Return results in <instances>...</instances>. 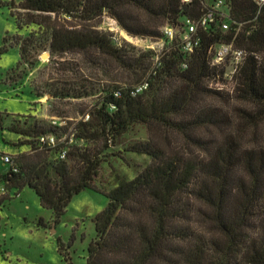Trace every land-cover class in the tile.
<instances>
[{
	"label": "trees",
	"instance_id": "obj_1",
	"mask_svg": "<svg viewBox=\"0 0 264 264\" xmlns=\"http://www.w3.org/2000/svg\"><path fill=\"white\" fill-rule=\"evenodd\" d=\"M226 1L240 29L233 24L223 31L218 23L200 29L201 43L189 55L177 40L160 52L118 45L111 31L99 29V20L108 15L131 36L162 39L165 25L198 20L208 9L205 0H23L25 16L11 10L19 29L35 23L49 31L45 42L17 35L12 45L6 34L2 51L19 48L17 67H36L46 51L51 58L78 53L88 62H111L115 82L124 85L103 89L83 113L89 119L78 120L72 133L86 144L67 145L63 159H50L54 148L39 143L61 127L11 125L8 130L37 138L38 146L28 141L36 152L14 161L17 171L0 172L6 189L0 206L9 191L18 195L29 186L58 220L83 190L105 194L87 264H264V5ZM6 5L12 8L13 1ZM231 42L245 54L234 89H225L226 65L212 60L218 44ZM50 94L79 99L92 93L79 83L52 87ZM135 123L147 125L150 136L131 150L148 155L150 164L133 179L100 190L96 178L106 151Z\"/></svg>",
	"mask_w": 264,
	"mask_h": 264
},
{
	"label": "rangeland",
	"instance_id": "obj_2",
	"mask_svg": "<svg viewBox=\"0 0 264 264\" xmlns=\"http://www.w3.org/2000/svg\"><path fill=\"white\" fill-rule=\"evenodd\" d=\"M13 1V7L6 4ZM23 0H0V112L4 128H0V172H8L10 166L2 160V155L9 154L18 165L23 154H34L28 141L37 145V138L21 136L8 128L11 125H26L37 121L44 125L61 127L57 133L69 134L77 121L84 118V112L102 96V90L113 89L115 82L111 62H88L78 53H68L63 57L51 58L49 51L41 55L36 67L22 64L17 46L2 51L4 37L8 33L7 45L16 43V36L35 37L45 42L49 36L46 27L29 24L19 29L16 18L11 14L25 16L26 11L20 8ZM216 0H205L207 5ZM99 29L111 31L116 44L135 47L140 51L152 49L160 52L165 43L160 39L143 42L129 35L117 21L108 15L99 20ZM232 62L225 66V89H234L236 81L230 76ZM82 83L91 91L85 98H55L50 94L52 87L74 86ZM13 87L15 89H13ZM37 91L42 96L37 95ZM235 103V102H234ZM56 122V124H54ZM147 125L133 124L120 140L105 153L104 161L96 178L100 190H110L119 179H133L147 165L151 158L131 150L132 145L149 139ZM165 142V137L159 135ZM246 136L244 140H248ZM75 143L86 144L84 140ZM90 145V144H89ZM44 148V147H43ZM39 148V150H41ZM61 147L49 152L50 159H56ZM37 150V151H39ZM6 193L4 184H0V194ZM11 197L0 206V264H87L88 247L97 237L94 218L102 211L108 198L105 194L93 189H85L75 195L64 215L58 220L52 210L42 206L39 196L29 186L19 194L16 190L9 191ZM62 246V251L59 246Z\"/></svg>",
	"mask_w": 264,
	"mask_h": 264
},
{
	"label": "built area",
	"instance_id": "obj_3",
	"mask_svg": "<svg viewBox=\"0 0 264 264\" xmlns=\"http://www.w3.org/2000/svg\"><path fill=\"white\" fill-rule=\"evenodd\" d=\"M258 5L262 7L264 5V0H256ZM230 4L226 0H216L215 3L208 5V9L198 20H191L189 18L184 19V24L182 27H173L170 25H165L162 28L164 38L160 39L159 43H171L177 40L182 45V50L187 54H191L201 43V38L199 31L200 29L206 30L212 23L219 24L223 31H228L231 26L235 25V30H239L242 24L236 23L232 20L230 15ZM143 42H152L150 37H137ZM244 50L237 48L233 42L231 43H221L215 48L214 57L212 64L215 66H224L228 62H232V71L230 76L233 77L239 64L244 58ZM158 59V56H157ZM187 62H183L182 66L187 67ZM148 83L145 82L142 85H138L135 89L136 93L141 92L147 88ZM121 94L119 91L116 95ZM115 106L112 105V108ZM89 115L84 116V120H88ZM56 124V122H54ZM74 133L72 131L69 134L61 135L60 138L55 134H47L39 137V143L47 144L50 147H58L61 143L65 144V147L61 148L58 157L60 159L65 158L67 153V145L74 144L75 141ZM2 160L5 164L12 167L14 171H17L14 159L9 154H4Z\"/></svg>",
	"mask_w": 264,
	"mask_h": 264
},
{
	"label": "crops",
	"instance_id": "obj_4",
	"mask_svg": "<svg viewBox=\"0 0 264 264\" xmlns=\"http://www.w3.org/2000/svg\"><path fill=\"white\" fill-rule=\"evenodd\" d=\"M13 89H15V88L13 87Z\"/></svg>",
	"mask_w": 264,
	"mask_h": 264
},
{
	"label": "water",
	"instance_id": "obj_5",
	"mask_svg": "<svg viewBox=\"0 0 264 264\" xmlns=\"http://www.w3.org/2000/svg\"><path fill=\"white\" fill-rule=\"evenodd\" d=\"M106 11H108V9Z\"/></svg>",
	"mask_w": 264,
	"mask_h": 264
}]
</instances>
